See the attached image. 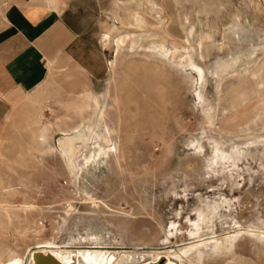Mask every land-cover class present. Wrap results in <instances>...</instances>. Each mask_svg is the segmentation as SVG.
I'll return each instance as SVG.
<instances>
[{
  "label": "rangeland",
  "instance_id": "obj_1",
  "mask_svg": "<svg viewBox=\"0 0 264 264\" xmlns=\"http://www.w3.org/2000/svg\"><path fill=\"white\" fill-rule=\"evenodd\" d=\"M155 1L142 28L122 24L129 0L109 2L90 30L103 67L87 97L59 69L12 99L0 260L49 240L116 264H264V0Z\"/></svg>",
  "mask_w": 264,
  "mask_h": 264
},
{
  "label": "crops",
  "instance_id": "obj_2",
  "mask_svg": "<svg viewBox=\"0 0 264 264\" xmlns=\"http://www.w3.org/2000/svg\"><path fill=\"white\" fill-rule=\"evenodd\" d=\"M110 1L0 0V123L16 94L37 96L55 70L70 93L90 91L103 67L90 30Z\"/></svg>",
  "mask_w": 264,
  "mask_h": 264
},
{
  "label": "bare ground",
  "instance_id": "obj_3",
  "mask_svg": "<svg viewBox=\"0 0 264 264\" xmlns=\"http://www.w3.org/2000/svg\"><path fill=\"white\" fill-rule=\"evenodd\" d=\"M146 2L150 5L156 6L155 0H129L130 6L133 10V22H128L129 23L128 24L125 21H122V24L134 25V26L141 27V28L144 27L146 20H145V17L141 13V9H142V6H144L143 4ZM119 29L120 28L115 26V25H111V26L107 27L104 31V34L102 35L103 42L108 43L110 41V39L112 38L113 34L116 31H118ZM129 36H130V34L120 35V36H118V38H116V39L114 38L115 39L114 42L116 43L117 46H120L121 43L124 42L125 39H127ZM188 62L190 64L192 63L191 60H189ZM201 74L199 75L200 77H201ZM253 78H254V82L256 84V87H258V86L260 87L261 85H264V63L260 64L254 70ZM88 93H89V91L87 93H84V96L87 97ZM90 94H92V93H90ZM89 98L90 97H88V99ZM95 101H96V103H98L97 100H95ZM39 137H41L42 140H44L45 134L42 133L39 135ZM39 142H40V140H39ZM7 192H9V191H7ZM3 207L7 213H10V215H11V212H13L14 208H16V206H14V204H10V203L4 204ZM26 208H29V206L27 205ZM4 224H5L4 221H2L0 223V225H2V226ZM88 246H86V247H88ZM90 249H91V251L89 252L90 253L89 256L85 257L86 255L85 256L83 255L82 250L77 248V247L60 246V245L54 244L52 241L44 240V241H39L33 247H30L26 257H25V255H20L19 253L14 251L12 254H9L10 256L8 255L9 258H8V256H7V258L5 257L6 260L5 259L0 260V264H35V257H36V253H38V252H43V253L52 252L55 255H57V257H59V259L64 264H83V262H85V264H116V262L118 260L119 254L118 253L116 254L115 252L110 251L107 248L92 245V246H90ZM159 255H160V252H157L154 255V259L155 258L158 259ZM0 259H1V256H0ZM146 264H148V263H146ZM166 264H172L171 258L167 257V263Z\"/></svg>",
  "mask_w": 264,
  "mask_h": 264
},
{
  "label": "water",
  "instance_id": "obj_4",
  "mask_svg": "<svg viewBox=\"0 0 264 264\" xmlns=\"http://www.w3.org/2000/svg\"><path fill=\"white\" fill-rule=\"evenodd\" d=\"M167 257L163 256L160 259L150 262L148 264H166ZM35 264H64L57 255L52 252L43 253L38 252L36 253L35 257Z\"/></svg>",
  "mask_w": 264,
  "mask_h": 264
},
{
  "label": "snow or ice",
  "instance_id": "obj_5",
  "mask_svg": "<svg viewBox=\"0 0 264 264\" xmlns=\"http://www.w3.org/2000/svg\"><path fill=\"white\" fill-rule=\"evenodd\" d=\"M198 71V70H197ZM171 227V226H170ZM169 235H171V232L169 233Z\"/></svg>",
  "mask_w": 264,
  "mask_h": 264
}]
</instances>
